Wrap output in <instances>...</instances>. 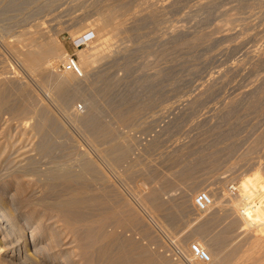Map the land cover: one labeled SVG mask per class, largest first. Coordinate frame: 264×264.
<instances>
[{
	"label": "rangeland",
	"instance_id": "obj_1",
	"mask_svg": "<svg viewBox=\"0 0 264 264\" xmlns=\"http://www.w3.org/2000/svg\"><path fill=\"white\" fill-rule=\"evenodd\" d=\"M32 35L59 47L36 71L8 45ZM69 58L79 78L57 89ZM0 81L3 165L16 170L31 155L24 172L40 183L46 168L78 169L83 150L92 204L104 200L91 225L116 207L133 226L105 230L165 261L143 264H264V222L242 225L228 200L245 175L264 180V0H0ZM42 118L49 137L33 130ZM98 127L103 137L91 135ZM43 139L49 151L37 148ZM117 146L126 152L114 161ZM199 190L215 199L207 211L193 208ZM191 242L207 262L193 259Z\"/></svg>",
	"mask_w": 264,
	"mask_h": 264
},
{
	"label": "bare ground",
	"instance_id": "obj_2",
	"mask_svg": "<svg viewBox=\"0 0 264 264\" xmlns=\"http://www.w3.org/2000/svg\"><path fill=\"white\" fill-rule=\"evenodd\" d=\"M80 32L82 33V31ZM45 38L32 35L26 42L15 40L16 43L13 41L11 42L15 43V45L12 44L14 46H12L11 43L9 44V42L8 45L12 51L14 50V54H17V57L21 59V63L23 62V65L26 66L27 69L30 71H36L44 63L48 56L50 57L57 54V50L59 48L57 41L51 39L50 36L49 39ZM90 55V53L83 54V58L81 57L83 64H86L89 61ZM56 75L57 76L55 77L54 82L55 88L57 89H63L66 87L69 88V86L71 87L70 84L76 83V80L79 78L77 68L73 70H65L64 74ZM24 88L25 86L21 87V89ZM6 97L7 95L5 93V89L0 85V109H3L5 106V101H7ZM26 104H24V107ZM28 110L30 111V109ZM45 121L46 118H42L39 123H35L33 130H35V132H45L46 127L43 129ZM25 131L27 133L25 128L22 129L23 134ZM50 131L52 132L54 130ZM46 135L49 137L48 132ZM91 135L102 136L103 130H101V127H98L91 133ZM94 136L91 137L93 138ZM51 146L52 144L49 140L43 139L40 143H38L37 148L40 151L46 152L49 151V148L51 149ZM117 147L118 148L116 149L111 148L114 161L115 159L117 160L121 158L126 152L125 146ZM81 151L83 152V150ZM76 152L78 151L75 149V154H77L75 157L78 156V159L76 158V166H78V169L59 165L46 168L41 171L40 174H37L43 177L42 181L39 179L40 183H36L38 180L34 182L33 178H31L34 176L33 174H36L33 172L34 168H32L33 171L31 170L33 173L30 178L25 175L27 173L24 171H30V169L25 170L26 167L29 166L28 163L31 162L33 164V162H35H32L34 157H29L31 155L28 154L29 156L26 158L25 162L23 163L22 161V164L19 163L20 165H18L16 170H12L14 172H20L21 174H18L17 176L13 175L14 177L11 178L13 179L11 184H8L6 181L8 185H5L4 181V185L0 186V264L165 263L163 258H161L158 254L151 253V250L149 251V249L145 248L142 244L139 245L136 241L132 240V238H126L127 235L125 238H122V234L116 232L115 228H111L109 231L105 230V226H108L107 223L115 227L121 226L122 228L133 226V223L131 221H126L124 216L121 215L120 210L116 207L112 210H106L100 215L97 214L98 218L96 222L94 221L95 226L91 225L92 221L91 217H89L91 214L90 210L92 211V207L95 204L102 206L104 200H94L95 204H92L93 199L89 196L91 192L88 194L89 187L87 185V181L91 176L90 172L92 170V163L90 159H88L89 157H86L84 152L82 153L80 150L78 153ZM2 160L4 161V159H1L0 157V177L12 172L7 169L9 167L6 168L5 165H3L4 163ZM110 160H112V158ZM32 167L35 166L32 165ZM261 175L262 174L259 170H255L250 174L245 175L237 186L238 198H228L232 209L237 211V215L240 217L242 225L249 226V224L255 223L258 225L264 222V201H261L264 198L260 197V200L255 201V196L262 191L264 192V180L261 179ZM235 190L236 191L231 190L230 187L226 188L227 193L229 192L228 194L232 197L237 193V189ZM208 193L210 196V202L203 210H198L192 199V205L196 211H207L214 205L215 199L213 198L211 192L208 191ZM239 200L241 202H238ZM92 228L94 230H92ZM27 230H29L28 235ZM188 250L190 255L193 257L190 246H188ZM138 256L140 257V260L137 259Z\"/></svg>",
	"mask_w": 264,
	"mask_h": 264
},
{
	"label": "built area",
	"instance_id": "obj_3",
	"mask_svg": "<svg viewBox=\"0 0 264 264\" xmlns=\"http://www.w3.org/2000/svg\"><path fill=\"white\" fill-rule=\"evenodd\" d=\"M63 68L65 70H73L76 68V62L72 58H69ZM193 202L198 210L205 209L210 202V196L208 191H197L193 196ZM189 246L194 259L202 262H207L210 259L207 250L201 247L197 242H191Z\"/></svg>",
	"mask_w": 264,
	"mask_h": 264
}]
</instances>
